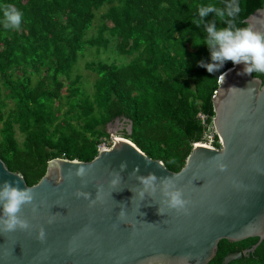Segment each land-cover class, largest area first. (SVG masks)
<instances>
[{
  "label": "trees",
  "instance_id": "trees-1",
  "mask_svg": "<svg viewBox=\"0 0 264 264\" xmlns=\"http://www.w3.org/2000/svg\"><path fill=\"white\" fill-rule=\"evenodd\" d=\"M222 2L0 0V20L9 4L23 13L18 30L0 24V157L8 169L34 186L54 159L92 161L111 139L108 126L120 121L123 138L180 172L194 145L207 143L215 132L219 76L234 66L228 61L216 73L198 66L201 60L211 62L210 54L203 29L191 21L200 5ZM106 6L97 36L87 40L96 12ZM239 6L237 23L244 26L264 0H239ZM106 33L120 55L133 59L123 66L87 63L86 70L97 76L88 94L76 67L87 48H108ZM254 77L264 81L262 74ZM215 146L220 148L217 134ZM258 241H221L210 264H223L228 254ZM232 264H264V242Z\"/></svg>",
  "mask_w": 264,
  "mask_h": 264
},
{
  "label": "water",
  "instance_id": "water-1",
  "mask_svg": "<svg viewBox=\"0 0 264 264\" xmlns=\"http://www.w3.org/2000/svg\"><path fill=\"white\" fill-rule=\"evenodd\" d=\"M258 19L264 20V7L245 23ZM243 67L226 71L213 97L220 148L195 144L180 172L109 131L110 148H101L90 162L52 160L34 186L0 157V184L15 182L33 194V202L19 213L30 228L0 232V264H210L221 241L259 238L251 249L228 254L223 264L256 252L264 242V81L254 73L238 75ZM123 162L122 180L112 187ZM80 167L86 169L82 178L75 175ZM149 173L175 181L190 201L186 214L171 209L158 214L159 181L154 195L145 193L142 201L135 197L142 189L136 175ZM77 190L90 199L77 198ZM41 228L43 242L37 238Z\"/></svg>",
  "mask_w": 264,
  "mask_h": 264
},
{
  "label": "clouds",
  "instance_id": "clouds-1",
  "mask_svg": "<svg viewBox=\"0 0 264 264\" xmlns=\"http://www.w3.org/2000/svg\"><path fill=\"white\" fill-rule=\"evenodd\" d=\"M240 13L239 0H223L221 6L214 4L200 5L191 21L198 29L202 28L204 32L203 45L206 46L210 54V61L203 60L198 62V66L205 68L208 73H216L222 69L226 62L232 64H243V71L238 75L262 74L264 75V20H256L255 23H249L240 26L237 23V17ZM211 17V19H209ZM23 21V13L14 5H6L3 8V19L0 24L5 29L18 30ZM226 73L219 77L224 78ZM220 169L223 170L221 164ZM127 168V163L120 165V171L115 172L111 180V186L116 187L122 180L121 172ZM139 172V168L133 171V174ZM86 169L80 167L75 175L84 177ZM136 179L142 186L135 197L141 201L145 193L154 195L157 192L159 181V191L163 197L160 201L158 214L165 215V209L176 210L177 212H188L190 201L184 198V192L179 189L175 181L171 178H158L154 173L147 176L136 175ZM77 198L83 197L90 199L89 193L77 190ZM99 196L97 197V199ZM33 202L32 190L29 188H20L15 182L4 181L0 184V232L9 233L19 230H28L29 222L22 219L19 215L21 209L26 204ZM95 203V201H93ZM35 211V209H33ZM125 216L122 210L119 218L122 220ZM51 221H49L50 223ZM38 240H45V231L41 228L38 232Z\"/></svg>",
  "mask_w": 264,
  "mask_h": 264
},
{
  "label": "rangeland",
  "instance_id": "rangeland-1",
  "mask_svg": "<svg viewBox=\"0 0 264 264\" xmlns=\"http://www.w3.org/2000/svg\"><path fill=\"white\" fill-rule=\"evenodd\" d=\"M108 9L109 7L106 6L103 7L100 11L96 12V21L94 23L93 28L87 32L86 35L87 40L97 36L98 30L103 24L102 17L107 13ZM105 36L111 41V44L108 46V48H101L99 50L96 48H87L86 51L84 52V56L80 58L78 65L76 67L75 74H79L82 76L83 89L88 94H93L94 85L95 82L97 81V76L86 70L85 66L87 63L105 62L109 64L115 63L119 66H123L128 64V62H130L133 59V57H126L120 55L116 49V40L111 38L109 33H106ZM123 130L124 127L120 126L119 123H117L115 126L113 125L112 127H108V131L114 137H123L122 135ZM112 135H111V139L104 141L100 149L103 147L110 148L112 146V140H113ZM17 139L20 142V144L23 142V137L20 135L18 130H17Z\"/></svg>",
  "mask_w": 264,
  "mask_h": 264
},
{
  "label": "built area",
  "instance_id": "built-area-1",
  "mask_svg": "<svg viewBox=\"0 0 264 264\" xmlns=\"http://www.w3.org/2000/svg\"><path fill=\"white\" fill-rule=\"evenodd\" d=\"M204 119V118H203ZM215 136H216V133L215 132H212L210 131L209 135H208V142L205 143L209 146H215ZM217 147V146H215Z\"/></svg>",
  "mask_w": 264,
  "mask_h": 264
},
{
  "label": "flooded vegetation",
  "instance_id": "flooded-vegetation-1",
  "mask_svg": "<svg viewBox=\"0 0 264 264\" xmlns=\"http://www.w3.org/2000/svg\"><path fill=\"white\" fill-rule=\"evenodd\" d=\"M117 122H118V121H117ZM117 122L114 124V126L117 124ZM121 123H122V122H121ZM121 123H119L120 126H121V125L123 126V125L125 124V123H124V124H123V123L121 124Z\"/></svg>",
  "mask_w": 264,
  "mask_h": 264
}]
</instances>
